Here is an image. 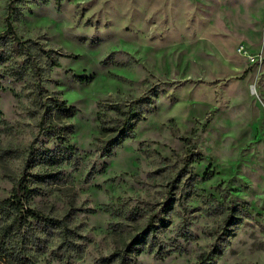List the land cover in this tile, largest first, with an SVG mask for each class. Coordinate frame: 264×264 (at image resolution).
Listing matches in <instances>:
<instances>
[{"label": "rangeland", "instance_id": "rangeland-1", "mask_svg": "<svg viewBox=\"0 0 264 264\" xmlns=\"http://www.w3.org/2000/svg\"><path fill=\"white\" fill-rule=\"evenodd\" d=\"M10 1L0 36L10 14L23 40L69 54L42 85L77 111L43 116L36 80L1 67L0 202L26 172L28 206L71 237L30 219L0 264H118L105 258L151 219L173 252L144 245L131 264H197L215 245L217 264H264V0ZM129 107L134 136L100 157L99 112Z\"/></svg>", "mask_w": 264, "mask_h": 264}, {"label": "trees", "instance_id": "trees-1", "mask_svg": "<svg viewBox=\"0 0 264 264\" xmlns=\"http://www.w3.org/2000/svg\"><path fill=\"white\" fill-rule=\"evenodd\" d=\"M13 1L15 0L10 1L8 5L10 6V3ZM12 17L10 14L6 16L5 30L0 36V49H4L0 51V79L4 76V71L1 67L9 63L6 66V71L12 76L14 81L21 82L28 75H31L36 80L33 92L40 107L43 109V116L47 115L49 107H55L59 112L73 115L77 109L73 106L68 107L66 102L55 98L47 102L46 98H44V93L47 90L42 85L47 79L46 76L49 77L51 74V69L60 66L59 59L70 57V55L52 47L45 49L43 45L32 40H23L18 36L14 28ZM17 56L21 58L20 62L15 59ZM45 59L49 64L44 61ZM0 90H3L1 81ZM121 113L123 116L118 118V120L108 121L106 120L107 117L102 115V111L99 112L98 119L101 122L102 129L112 134L99 147V154L102 158L111 155L115 148L119 147L126 139L134 136L135 126L141 119L139 111L129 107L127 110H122ZM41 123H43V120ZM61 139L68 142V139L65 137H61ZM189 165V163H186L181 171H188L190 174L192 166ZM188 168L189 170H186ZM30 199L31 190L28 186V175L25 172L13 186L11 196L0 202V213L6 212L12 216L11 224L0 228V249L2 252L5 251V244L8 240L22 234L24 227L28 225L30 219H36L46 225L61 227L65 232V238L71 237V233L66 231L60 221L43 216L35 209L30 208L28 206ZM171 201L170 203L172 205L174 202ZM228 210L229 216L234 215L237 211L234 208ZM153 223L154 221L152 219L149 220L144 229L136 233L133 239L126 243L120 250L105 258V261L107 263L118 261V264H131L136 257L134 254L142 251L144 245H150L153 248L156 247L158 250L155 252V257L158 259H163L167 254L172 253L173 251L163 254L162 244L157 236V226ZM177 237H181L185 242L193 239L189 228L185 224L181 227ZM175 251L182 252V249L177 247ZM221 255H223V248L215 245L211 252L201 256V260L197 264H217L216 257ZM26 261H28V264H36L30 260Z\"/></svg>", "mask_w": 264, "mask_h": 264}]
</instances>
